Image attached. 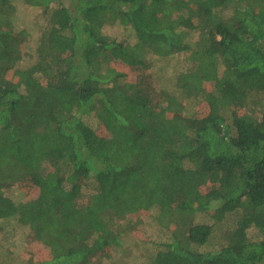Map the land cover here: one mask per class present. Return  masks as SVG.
I'll use <instances>...</instances> for the list:
<instances>
[{"label":"trees","instance_id":"16d2710c","mask_svg":"<svg viewBox=\"0 0 264 264\" xmlns=\"http://www.w3.org/2000/svg\"><path fill=\"white\" fill-rule=\"evenodd\" d=\"M22 1L40 29L24 68L30 31L0 0V237L22 239L0 264L147 243L148 264H264V0ZM181 54L158 80L153 57ZM148 213L159 242L138 239Z\"/></svg>","mask_w":264,"mask_h":264},{"label":"rangeland","instance_id":"374dc122","mask_svg":"<svg viewBox=\"0 0 264 264\" xmlns=\"http://www.w3.org/2000/svg\"><path fill=\"white\" fill-rule=\"evenodd\" d=\"M13 4L16 6V11H15V16L17 17V28H23L26 27L30 31V41L27 43V55L25 59H23L19 67H26L29 63L32 62L33 58L32 56L34 55L36 44H37V38L40 33L39 25H38V14L36 15V11L34 12L36 8H33L32 6L25 4L22 0H12ZM33 11L34 17L30 15V11ZM38 10V9H36ZM32 17V18H29ZM122 30L118 28H112L107 31V33L113 37H116L118 39L124 38V35L121 33ZM132 43H134L136 40L132 39L130 40ZM186 60H188V55L187 54H181L178 55V57H173L170 60H162L158 58L157 56H154L152 61H153V68H154V73H156L157 79H161L164 77V75L169 76L170 78L172 76L177 75L180 71L185 70V66L187 64ZM168 86V85H166ZM87 121L91 126L94 127L97 131L99 127L96 124V120L94 119L93 116H88ZM26 184V183H25ZM27 187H30L26 184ZM32 189V188H31ZM84 191L85 193L87 192H93L95 190V184L93 180H89L88 183L84 186ZM7 194L12 197L13 200L19 202L21 201L23 195L22 191L19 189L18 185L13 186L12 189L7 191ZM144 214V213H143ZM142 214V215H143ZM142 219L144 220V224L141 225L139 228V233L138 236L140 240L143 241H154V242H159L160 239L162 238V234L159 232L157 225L155 224V221L153 222V215L151 213H148L144 216H142ZM17 225L16 223H11V229L10 232H5L3 235H1L0 239L4 238H12V236H16V239L22 240L21 235H16L17 234ZM19 226V225H18ZM12 228H15L12 230ZM17 243H21V241H17ZM148 243L146 247H138L135 244L133 245V251L132 253L126 254L122 253L121 251L118 250H113L111 254V258L106 261V264H148V262L145 260L146 259V250L148 248ZM22 254V252L20 253ZM123 255V256H122ZM13 264H16L14 262ZM20 264V263H19Z\"/></svg>","mask_w":264,"mask_h":264}]
</instances>
